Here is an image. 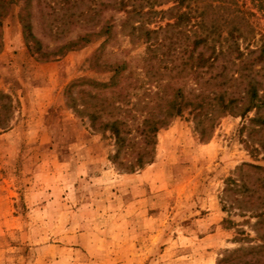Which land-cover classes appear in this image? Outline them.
Wrapping results in <instances>:
<instances>
[{"label": "rangeland", "instance_id": "obj_1", "mask_svg": "<svg viewBox=\"0 0 264 264\" xmlns=\"http://www.w3.org/2000/svg\"><path fill=\"white\" fill-rule=\"evenodd\" d=\"M241 2L254 13L251 45H258L264 11ZM19 7V0H9L0 18V93L10 104L0 109V264H253L258 258L264 264V125L253 121L256 114L264 117V109L242 112L246 81H234L230 67L223 75L219 68L195 75L182 70L178 55L172 71L161 69L169 58L156 60L159 72L150 70L142 32L129 35V26H120L123 14L110 11L103 17L112 16L113 36L104 46L103 37H93L41 58L31 48L49 52L83 29L55 38L48 28L56 19L45 16L46 9L34 10V46L23 37ZM122 61L127 65L120 82L131 86L117 109L110 88H69L76 80L107 83L108 67ZM255 71L264 92V62L253 65ZM136 75L144 83L140 89L132 88ZM156 80L164 84L163 99L180 88L186 100L203 93L204 101L202 110L183 106L148 145L137 127L165 108L154 98ZM223 90L222 102L213 98ZM71 98L103 106L101 120L129 125L130 145L117 159L111 134L91 128L75 111L80 101ZM222 103L228 105L224 111ZM146 152L150 162L128 167Z\"/></svg>", "mask_w": 264, "mask_h": 264}, {"label": "trees", "instance_id": "obj_2", "mask_svg": "<svg viewBox=\"0 0 264 264\" xmlns=\"http://www.w3.org/2000/svg\"><path fill=\"white\" fill-rule=\"evenodd\" d=\"M19 21L22 26L24 39L33 41L34 46L38 41L30 32L32 27L31 17L35 10L41 13L46 9L45 16H53L56 21L54 26L48 28L53 29L52 36L58 38L63 33L70 31L72 28L79 27L83 31L78 33L73 39H67L56 45L49 52H42L39 48H31V52L37 53L39 57H47L50 54H63L66 51L79 48L90 42L93 37H103L100 47L104 46L113 36L114 24L112 16L103 17L104 12H114L123 14V19L120 26L126 24L130 28L129 35L141 31L146 44V57L144 60L149 63L148 68L158 69L156 63L169 58L168 65H163L162 70L172 71L176 68L174 61L176 55L182 59V70H188L197 74L202 69L219 68L221 75L230 67L233 69L235 80L239 84L245 82L243 94L245 99L242 112L246 113L251 110L256 112L264 109V92H262L261 81L255 73L252 72V66L264 62V41L258 45L252 46L253 33L255 25L252 21L254 13L246 8H243L244 3L237 4L238 0H19ZM251 9L255 12L264 11V0H248ZM9 0H0V18L4 15L8 6ZM171 4L165 10L161 6ZM43 14V13H42ZM161 20H171L170 23H165L163 27L158 26L155 30L147 29L145 26ZM224 32V36L222 35ZM163 34L157 39V34ZM151 35H155L150 39ZM261 35H259V38ZM242 46H240V41ZM225 45L224 48L220 43ZM32 43V42H31ZM180 54V55H179ZM222 57L224 60L218 62ZM154 59L155 64L152 62ZM126 62H120L109 66L111 76L107 83H95L91 80H76L69 85V88L77 84L85 83L88 86L97 88H110L115 95L114 102L111 107L117 109V105L124 102L125 96L122 94L125 87H130L131 84H121L122 74L126 67ZM159 72V69L158 71ZM123 78H125L123 76ZM161 80L154 81L156 92L154 98L158 101H164L165 108L162 115L154 117L153 114H147L137 131L142 135L146 144L153 143V134L158 128L162 127L167 119L178 115L185 105H190L193 110H202L204 101L203 93H198L194 101L186 100L183 97L180 88L174 89V94L170 98L163 99L162 92L164 84L161 85ZM165 87L170 84L165 82ZM144 83L136 75L132 88L140 89ZM226 91L223 90L214 99L222 102ZM242 94V96H243ZM210 98V99H213ZM0 99L5 103L0 106L2 110H8L10 107L9 99L4 94L0 93ZM72 102H79L80 111L85 114L89 120L91 128L102 129L108 131L115 145V152L112 159H117L120 153L130 145L131 139L129 135V125L122 119L115 118L113 120H101L103 106L90 104L86 106L81 100L71 98ZM230 103L234 99L230 100ZM8 102V103H7ZM229 103V104H230ZM222 111L228 108V105L222 103ZM161 112V111H160ZM198 112V111H197ZM198 115V114H197ZM10 121V118H9ZM253 121L264 125V117L256 114ZM264 152V142L260 144ZM151 153H138L134 157L133 163H129L128 167L140 168L151 160ZM259 169L258 167H254ZM260 177L264 183V170L262 169ZM247 189L246 185H244ZM264 210V209H263ZM264 216V213H263ZM264 256V254H263ZM262 256V257H263ZM260 257V256H259ZM264 259V258H263ZM260 259H254L253 264H260Z\"/></svg>", "mask_w": 264, "mask_h": 264}]
</instances>
